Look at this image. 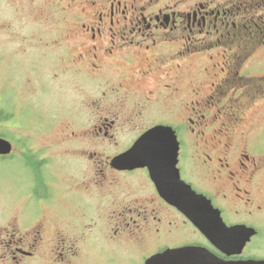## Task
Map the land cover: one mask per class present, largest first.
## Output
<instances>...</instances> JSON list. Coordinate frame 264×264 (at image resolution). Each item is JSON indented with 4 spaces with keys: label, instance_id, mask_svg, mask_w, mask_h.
<instances>
[{
    "label": "flooded vegetation",
    "instance_id": "flooded-vegetation-1",
    "mask_svg": "<svg viewBox=\"0 0 264 264\" xmlns=\"http://www.w3.org/2000/svg\"><path fill=\"white\" fill-rule=\"evenodd\" d=\"M49 9L59 17L43 46L52 52L54 72L44 68L29 80L44 91L63 78L75 82L91 118L82 132L75 124L67 130V140L85 141L74 149L91 173L82 164L74 184L47 179L57 140L29 158L40 162L41 180L24 158L26 199L0 228V264H145L187 244L236 258L217 253L160 196L148 168L122 170L112 159L152 127L169 126L179 142L182 179L228 225L255 226L248 220L264 213V132L254 135L250 127L264 100V75H241L252 43L242 31L256 20L264 25V0H54ZM216 46L223 49L206 54ZM53 212L61 215L57 221ZM189 232L197 238L185 239Z\"/></svg>",
    "mask_w": 264,
    "mask_h": 264
},
{
    "label": "rangeland",
    "instance_id": "rangeland-1",
    "mask_svg": "<svg viewBox=\"0 0 264 264\" xmlns=\"http://www.w3.org/2000/svg\"><path fill=\"white\" fill-rule=\"evenodd\" d=\"M52 1L54 0H0V135L15 144L12 157H0V228L10 220L9 218L17 215L26 199L30 174L24 167L23 159L30 161L29 158L37 154L49 140H57L59 144L50 151L57 157V161L55 159L53 162L55 169L48 166L43 171L47 179L57 177L54 179L70 180L69 183L74 184L77 178H80L75 175L78 176L82 171V164L83 169L87 170L85 175L91 173L89 161L77 155L74 149L80 145L85 146V141L76 137L72 141L67 140V130L70 131L75 124L78 126L77 131L82 132L88 124L86 120L91 118L88 112L90 109L82 105L81 92L74 90L75 82L63 78L55 86H42L48 88L44 91L32 83L33 78L31 82L29 80L34 73L37 77L39 73L44 72V68L51 76L54 72L47 60L52 52L43 48L49 46L53 32L50 26L59 18L57 14H51L49 7ZM240 11L238 16L243 14V11ZM258 13L261 15L262 10ZM255 31L264 35L262 22L256 20L242 31L243 35H250L245 38H249L252 43H249L247 48L249 54L246 56L248 58L245 69L248 70L241 72V75H264V38L262 40L253 37ZM222 49V46L208 47L206 54ZM216 61L218 60L213 62ZM208 64L211 65V60ZM191 66L193 75L197 71V65ZM215 72H219L218 69ZM85 115H89L88 119ZM252 116L255 121H252L250 131L254 135L264 132V100L261 101L260 109ZM54 120L57 122L52 126ZM189 144L192 146L191 140ZM26 145L30 149L29 156L24 152ZM89 145L97 146L91 142ZM99 157L94 156L95 160ZM76 158L84 159L83 163ZM51 215L53 221H57L61 216L54 212ZM248 222L255 224L259 233L246 246L244 256L264 257V213L249 219ZM194 237L197 238V234L189 232L185 239Z\"/></svg>",
    "mask_w": 264,
    "mask_h": 264
},
{
    "label": "water",
    "instance_id": "water-1",
    "mask_svg": "<svg viewBox=\"0 0 264 264\" xmlns=\"http://www.w3.org/2000/svg\"><path fill=\"white\" fill-rule=\"evenodd\" d=\"M11 151V142L0 137V154ZM178 155L175 131L159 125L115 156L112 165L122 170L147 167L160 196L191 220L214 247L227 256L241 255L257 229L246 224L227 225L211 200L181 178ZM145 264H264V258L224 259L205 246L189 244L156 253Z\"/></svg>",
    "mask_w": 264,
    "mask_h": 264
},
{
    "label": "trees",
    "instance_id": "trees-1",
    "mask_svg": "<svg viewBox=\"0 0 264 264\" xmlns=\"http://www.w3.org/2000/svg\"><path fill=\"white\" fill-rule=\"evenodd\" d=\"M32 163V172L35 173V177L38 179V180H41L42 179V176L40 174V171H39V167H40V162L37 161V160H31L30 164Z\"/></svg>",
    "mask_w": 264,
    "mask_h": 264
}]
</instances>
